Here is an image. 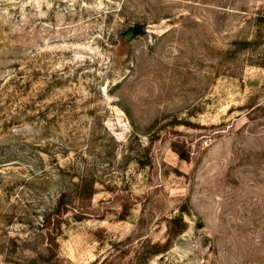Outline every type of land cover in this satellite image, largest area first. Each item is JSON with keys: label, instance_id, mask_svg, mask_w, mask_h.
<instances>
[{"label": "rangeland", "instance_id": "1", "mask_svg": "<svg viewBox=\"0 0 264 264\" xmlns=\"http://www.w3.org/2000/svg\"><path fill=\"white\" fill-rule=\"evenodd\" d=\"M0 264H264V0H0Z\"/></svg>", "mask_w": 264, "mask_h": 264}, {"label": "trees", "instance_id": "2", "mask_svg": "<svg viewBox=\"0 0 264 264\" xmlns=\"http://www.w3.org/2000/svg\"><path fill=\"white\" fill-rule=\"evenodd\" d=\"M88 194H93V187L90 188ZM62 213V207L58 202L54 203V206L46 208L45 212L43 213V224L42 226L44 227V234L47 236V246L46 250L51 251L52 246H56V236H57V231L60 230V214ZM51 217H54L52 220H56L55 223H52ZM77 219V218H76Z\"/></svg>", "mask_w": 264, "mask_h": 264}, {"label": "water", "instance_id": "3", "mask_svg": "<svg viewBox=\"0 0 264 264\" xmlns=\"http://www.w3.org/2000/svg\"><path fill=\"white\" fill-rule=\"evenodd\" d=\"M138 32H139V27L133 29V33H138Z\"/></svg>", "mask_w": 264, "mask_h": 264}]
</instances>
